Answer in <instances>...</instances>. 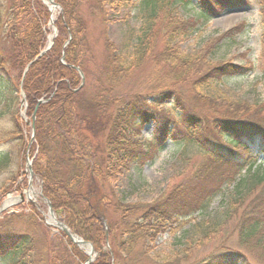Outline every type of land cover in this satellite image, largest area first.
Returning a JSON list of instances; mask_svg holds the SVG:
<instances>
[{"label": "trees", "instance_id": "16d2710c", "mask_svg": "<svg viewBox=\"0 0 264 264\" xmlns=\"http://www.w3.org/2000/svg\"><path fill=\"white\" fill-rule=\"evenodd\" d=\"M136 1L148 11L129 64L115 56L112 45L106 47V64L87 70L81 7L92 6L104 14L108 10L118 13ZM190 1L54 0L61 8L54 21L56 37L22 80L25 67L46 47L50 12L42 0H0V119L6 117L10 125L7 137L24 141L26 134L19 120L22 90L26 115L31 118L35 112L31 145L34 177L40 180L42 195L57 219L100 252V262L95 264H146L148 246L155 234L164 233L177 220L199 213L224 185L236 181L237 189L244 188L237 190L238 197L230 204L232 210L240 205L242 209L235 226L238 238L243 245L254 240L264 243V166L257 164L260 155H264V103L253 110L247 106L249 110L239 113L228 107L225 112L207 117L196 102L190 100L192 104L187 105L194 97L190 91H184L192 76L197 78L189 84L191 89H202L210 82L241 77L249 66L225 62L204 67L203 52L185 56L179 49L182 38L194 33L201 21L235 9L243 1L197 0L198 18H181L173 12L179 5L191 4ZM163 21L164 32L160 25ZM145 64L150 67L144 78L149 88L144 94L131 90L126 93L122 89L126 79ZM77 69L83 74V83ZM161 70L165 72L157 80L156 74ZM195 95L211 101L202 92ZM147 98L153 102H147ZM39 100L45 102L40 104ZM150 123L154 125L153 139L141 142L140 134ZM170 141L196 146L203 153L189 168L192 172L159 203L142 208L117 200L111 185L123 171L133 162L144 164L154 160ZM252 143L262 145V149L251 146ZM6 158L7 153H0V168ZM242 171L245 176L240 175ZM103 218L108 226L109 252L103 250ZM5 219L0 223V256L20 253L21 259L14 264L83 262L81 250L62 232L46 234L43 239H48V254L46 258H36L34 235L17 232ZM123 237L126 239L122 242ZM224 244L222 240L200 264H238L243 252L229 245L220 249ZM55 245L59 246L54 249ZM29 253L32 258H28ZM67 258L71 262H66Z\"/></svg>", "mask_w": 264, "mask_h": 264}, {"label": "rangeland", "instance_id": "374dc122", "mask_svg": "<svg viewBox=\"0 0 264 264\" xmlns=\"http://www.w3.org/2000/svg\"><path fill=\"white\" fill-rule=\"evenodd\" d=\"M52 1L54 2V0ZM240 1L243 3L239 7L201 21L202 23L200 22L196 26L194 33H190L179 42V49L185 56H196V52H203L204 59L201 64L204 67L225 62L245 68L249 66V70L244 72L241 77L225 78L221 82H210L202 89L193 90L189 85L196 80L197 75L189 79L188 84L184 86V91L193 93L194 99H189L187 105L196 102L202 114L207 117H211V114L217 112H225L228 107H231L233 112L239 113L249 110L247 106H251L253 110V108H257L258 104L264 103V0ZM190 2L192 3L177 6L173 12L181 18H190L194 15L198 18L200 13L198 2L197 0ZM144 6L141 2L136 1L118 13L108 10L105 14L92 6L81 7L86 28L85 44L88 60L85 67L87 70L104 66L108 55L106 47H112V45L115 48V56L119 57L125 65L129 64L133 57L136 39L146 21L148 10ZM55 9L53 21L61 13L58 4ZM49 18H52L51 12ZM159 18L163 19V13ZM53 25H50L49 22L47 24V41L52 36L54 29L57 34V28ZM160 25L161 31L164 32L165 21ZM226 36H230L231 39ZM161 48L162 45H159L158 49ZM149 70L148 64L142 66L138 72L126 79V84L122 89L126 93L131 90L144 94L149 88V86L146 87L147 82L144 80ZM90 72L87 71V74ZM164 72V70L158 72L156 79L158 80L159 75H163ZM91 77L89 76V79ZM88 87H90L89 82ZM197 92H202L211 101L199 99L198 95H195ZM213 101L216 104H210ZM147 102L152 103L153 99L147 98ZM165 106L169 108L168 105ZM212 111L215 112L212 113ZM26 112L27 105L25 103L24 106L21 99L19 120L22 125L21 130L26 134L23 142L13 137H7L10 125L6 117L0 119V153H7L6 161L0 168V223L6 218L5 223L9 222L8 225L17 232L34 235L38 248L36 258L37 256L46 258L48 239H43V237L46 234L53 236L62 231L46 223L51 218L49 209H53L51 205L48 207L47 199L41 192L40 180L34 177L32 170V142H30L32 116L30 118ZM171 117L178 120L174 115ZM203 129L204 126L201 127V130ZM153 133L154 125L150 123L143 128L139 140L145 143L152 141ZM99 139L101 140L102 137ZM251 146L259 150L260 147L262 149V145L260 146L258 143H252ZM202 154L196 146L184 142H167L154 160L144 164L137 161L131 163L128 169L124 170L117 181L111 185L112 191L117 200L127 205L137 204L144 208L159 203L175 184L180 182L187 173L192 172L189 168L192 163L198 162L202 158ZM184 162L188 164L186 168L185 165L183 166ZM258 162H262L264 165V156H260ZM27 163L33 173L31 176L27 170ZM240 175L245 176L246 174L244 175L242 172ZM236 185L237 181L232 185H224L220 193L209 200L199 213L190 215L188 219L177 220L170 225L171 229L166 228L164 233L155 234L156 238L148 246L149 260L146 264H165L169 261H171L169 264H200L201 260L214 253V248L222 240H224L225 247H219L220 249L227 248L229 245L243 252V256L237 259L238 264H264V243L254 240L243 245L238 238L235 226L242 209L240 205L232 210L230 204L238 197L237 190L242 191L244 188L240 190V186L237 189ZM6 201H9L10 204L7 208L2 209ZM245 205L246 202L243 207ZM228 214H230L229 219H227ZM53 215L57 219L54 211ZM10 216L18 218L9 220L7 217ZM101 220V229L105 236L103 250L109 252L111 247L108 240V226L104 218ZM221 222L218 229L214 228ZM73 235L76 236V234ZM124 239L126 237L121 238L122 242ZM90 245L93 249L92 254H89L85 248H80L84 255L81 264H84L88 259L90 264L100 262L99 252L91 243ZM57 246L55 245L54 249ZM19 254L10 252L6 256H0V264H14L18 258L21 259ZM28 258H32V253L28 254ZM64 259L66 258L64 257ZM68 261L71 262V259L67 258L66 262ZM132 264H136V262L134 261Z\"/></svg>", "mask_w": 264, "mask_h": 264}, {"label": "water", "instance_id": "95a60500", "mask_svg": "<svg viewBox=\"0 0 264 264\" xmlns=\"http://www.w3.org/2000/svg\"><path fill=\"white\" fill-rule=\"evenodd\" d=\"M43 2L45 3V5L48 6V4L46 3H50L51 6L53 8H56L57 7V4H54V2L52 0H43ZM49 7V6H48ZM49 11H51V8L49 7ZM50 23H52V20L50 19ZM55 34H56V30L54 29L53 30V34L51 36V40H53V38L55 37ZM52 45V41L49 43V45L47 46V48H45L44 50H42L40 52V54L34 58L24 69V72H23V77L25 76L26 72L28 71L29 67L39 58L41 57L42 55H44L46 53V51L51 47ZM77 71L79 72L82 80H83V77H82V73L77 69ZM23 77H22V80H23ZM22 101L24 102V98H23V93H22ZM39 103H42V101H39ZM34 116H35V112L33 113V116H32V125H31V128H32V136H31V142L34 140V128H33V122H34ZM27 170L29 171V174L30 176L33 175L32 171H31V167L29 165V163H27ZM46 203L48 205V207H50V203L46 200ZM49 215L51 216V218H53V220L55 221V225L54 227H56L57 229H60L68 238L69 240H71L72 243H74L76 246H78L79 248H82V247H85L87 246L88 249H89V254H92L93 253V249L90 245V243H87L85 241H83L81 238L73 235V233H71L69 231V229L61 222H59L57 219H55L54 215H53V210L49 209ZM47 225L49 226H52V224H49L48 221H46ZM84 264H90V261L89 259L84 263Z\"/></svg>", "mask_w": 264, "mask_h": 264}, {"label": "bare ground", "instance_id": "6f19581e", "mask_svg": "<svg viewBox=\"0 0 264 264\" xmlns=\"http://www.w3.org/2000/svg\"><path fill=\"white\" fill-rule=\"evenodd\" d=\"M49 4V7L51 8V16H52V20H53V16H54V13H55V8H53L52 6H51V4L50 3H48ZM51 41V37H49L48 38V43ZM47 44V43H46ZM9 201H6L4 204H3V207H2V209H5V208H7L8 206H9ZM48 223L49 224H52L53 226L55 225V221L53 220V218H49L48 220ZM85 248V250H87L88 252H89V249H88V247L87 246H85L84 247Z\"/></svg>", "mask_w": 264, "mask_h": 264}]
</instances>
